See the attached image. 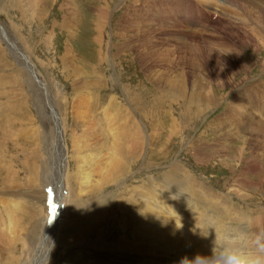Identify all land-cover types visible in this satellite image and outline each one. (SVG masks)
Instances as JSON below:
<instances>
[{
	"label": "rangeland",
	"instance_id": "obj_1",
	"mask_svg": "<svg viewBox=\"0 0 264 264\" xmlns=\"http://www.w3.org/2000/svg\"><path fill=\"white\" fill-rule=\"evenodd\" d=\"M188 1L201 6L190 24L168 0H0V264H134L132 240L166 257L179 248V217L196 233L183 256H211L215 231L195 229L206 228L201 215L227 232L264 233V129L249 136L261 124L239 112L264 102L250 89L264 91V45ZM204 15L207 28L191 24ZM222 49L237 53L225 70L214 64ZM37 75L52 106L33 100ZM258 110L248 109L264 119ZM140 210L157 226L141 225ZM50 219L55 232L41 246Z\"/></svg>",
	"mask_w": 264,
	"mask_h": 264
},
{
	"label": "bare ground",
	"instance_id": "obj_2",
	"mask_svg": "<svg viewBox=\"0 0 264 264\" xmlns=\"http://www.w3.org/2000/svg\"><path fill=\"white\" fill-rule=\"evenodd\" d=\"M212 1V0H211ZM227 2H228V5H226V8H224L223 10L221 9V11L220 10H216V6H219V7H221V6H223V3L221 2V1H218V2H215V1H213L211 4H207V0H201V4L204 6V7H206V8H209V9H211L212 11H214L213 12V14H215L216 15V17H222V18H220V19H224V18H226L225 20H226V22L228 23V24H230V26H231V24H237L238 25V28H239V26H242V27H240L239 29H241V30H243V35H244V37L246 38V39H251L253 42H254V40H256V39H260V40H262V45H264V0H227ZM167 3V2H166ZM173 3H175L176 4V6L175 7H172V5H173ZM181 4H187V5H190L191 4V2H189L188 0H168V6H166V4H163V7L165 6V7H169V8H167V9H169L172 13H179V12H182L181 10H179L180 9V7L179 6H181ZM211 5H213V6H211ZM182 7V6H181ZM165 9V8H164ZM220 12L219 14L218 13H216V12ZM215 15L213 16V18H215ZM191 17V16H190ZM186 20H187V22H188V16L187 15H185V17H184ZM192 18V17H191ZM218 18V19H219ZM219 19V20H220ZM204 20H207V18H206V15H204V19H200V17H195V21L193 22V23H191V24H193V25H200V24H202V22L204 21ZM207 22V21H206ZM189 24H190V22H188ZM178 24V21H176L175 22V24H174V26L175 25H177ZM198 27H200V26H198ZM210 29H212V28H210ZM246 29H248V31H246ZM228 30H231V29H228ZM231 33V32H230ZM233 34H235L234 32H233ZM242 34V33H241ZM5 37V36H4ZM219 38H221V37H219ZM5 39H6V37H5ZM241 40V39H240ZM100 45V44H99ZM224 46L226 47V46H230V47H232V50H237L238 51V49L235 47V46H232L231 44L230 45H228V43H226V44H224ZM251 46V45H250ZM233 47H234V49H233ZM253 48L256 50V51H258V49H259V47H258V45H253ZM253 49V50H254ZM99 50H100V47H99ZM193 50V49H192ZM212 51V50H211ZM236 51V52H237ZM18 53V55H16L17 57H18V60H20L22 63H21V66H22V68H23V71H24V73L25 72H30V66L28 65V63H29V61H28V59H27V57L23 54V52L21 51H17V49H14L12 52H11V54H13L14 56H15V54L14 53ZM229 51H226V50H224V49H222V55H221V57H220V62H214V64L215 65H218L220 68H221V70H225V68H227V67H233L231 64H230V59H229V57H234V59H236V57H237V53L236 52H231V53H233V54H231V53H228ZM259 52V51H258ZM257 52V53H258ZM239 53V52H238ZM101 54V53H100ZM207 55H210V54H207ZM63 60V59H62ZM100 61V60H99ZM196 60L194 59V62H195ZM231 62H234L233 60L231 61ZM235 63V62H234ZM242 63V65H243V61L241 62ZM30 64V63H29ZM32 67V66H31ZM20 70V69H19ZM34 71H35V69H33ZM230 71V70H229ZM82 73L83 74H85V72L84 71H82ZM34 74L36 75L37 74V72H34ZM37 77L39 78V76L37 75ZM38 80V82H39V88L38 87H36V84L35 83H29V89H31L32 87H33V100L34 101H41V100H39V99H44V100H47V103L50 105V106H52V104H53V100H50V99H48L46 96H45V92H46V90H45V87H44V85H45V83L39 78V79H37ZM95 83V82H94ZM94 83H91V84H87V85H89L91 88H93V89H95V87H93V86H95L96 85V87L97 88H99V84H96L95 83V85H94ZM74 84H75V88L74 89H77V86H76V83L74 82ZM260 84H263V83H260ZM258 85V84H257ZM46 86V85H45ZM261 86V85H260ZM263 86V85H262ZM253 88H256V90H254L253 91V93L254 94H256L257 95V92L259 93V98L260 99H262L263 97L262 96H260L261 94H264V91L263 90H259L258 88H257V86H255V87H251L250 89H253ZM35 89V90H34ZM96 90V89H95ZM38 91V92H37ZM96 91H98V90H96ZM244 91V90H243ZM44 92V93H43ZM86 92H87V96L88 95H90L89 93H90V91H87V89H86ZM240 95H243V96H248L249 95V92L247 93V94H244V93H239ZM200 96V95H199ZM213 96L211 95V100H213ZM93 99H95L96 101V104H98V105H100L99 104V101H98V96L97 97H94ZM258 100V99H257ZM264 103V102H263ZM262 102H256V104H255V108H254V105L252 106V104H250V105H244V104H241L242 106V110H240L239 112H240V117H242V116H245V118H247L246 116H248L249 118H253L255 121H257V122H259L260 124H261V126L259 127V128H257V130L259 131V132H257V131H255V132H253L252 131V134H250L249 136H251V135H258V134H262L260 131L261 130H263L264 129V119H259L260 117H258L259 115H260V113H257V114H253L252 112H249L248 111V109H256V110H260L261 112H263L264 113V104H263ZM200 106V105H199ZM237 109V108H236ZM235 108H233L232 110L233 111H237ZM141 110V109H140ZM258 110V111H259ZM225 113V112H224ZM238 113V112H237ZM53 114H55V113H53ZM259 114V115H258ZM5 116V120L6 121H8V114H7V112H5V114H4ZM124 115H125V113H124ZM226 115V114H225ZM232 116V115H231ZM251 116V117H250ZM125 117H127V115L125 116ZM224 117V116H223ZM229 117V116H228ZM239 117V118H240ZM263 118H264V115L262 116ZM132 119V118H131ZM235 119V118H234ZM243 119V118H242ZM247 120V119H246ZM249 120V119H248ZM251 120V119H250ZM4 121V120H3ZM5 121V122H6ZM225 121H227V123H228V125H230L231 126V124H233L232 123V119H230V121H228L225 117H224V119H223V121H222V124L223 125H225L223 122H225ZM252 121V120H251ZM240 122V121H239ZM241 123H242V121H241ZM244 123V122H243ZM246 123V122H245ZM13 125V124H12ZM11 125V126H12ZM247 126V125H246ZM229 127V126H228ZM244 127V126H243ZM59 128V129H58ZM140 126H138V127H136V133H137V131H138V133H140ZM247 129V128H246ZM254 129H256V128H254ZM232 130V129H231ZM249 131H250V129H248ZM229 131V130H228ZM60 132H62V127H61V124H60V121L58 120V118L56 117V132H55V142H56V144H57V142H58V144H59V139H60V136H61V133ZM250 133H251V131H250ZM12 135H14L13 133H12ZM136 136H138V135H136ZM140 137V136H139ZM260 138H262V137H264V136H262V135H260L259 136ZM258 136H257V138H259ZM4 138V137H3ZM134 138V137H133ZM136 138V137H135ZM134 138V139H135ZM223 139V138H222ZM225 139V138H224ZM136 140V139H135ZM257 140V139H256ZM135 142H138V141H135ZM247 142V141H246ZM223 143H224V141H223ZM32 169H35L34 167H30V171H33ZM50 171V169L48 168V170H47V172H49ZM58 173V172H57ZM60 176V175H59ZM168 176H170V174L168 175ZM73 178L72 179H74L75 181H77V178H76V175L74 174L73 176H72ZM170 178H171V176H170ZM55 179H59L58 178V174H56V177H55ZM68 179H69V175L66 177V180H67V182H68ZM165 179H166V176H165ZM185 180V179H184ZM167 181V180H166ZM66 182V183H67ZM172 182H174V181H172ZM180 182V181H179ZM69 184V183H68ZM76 184V183H75ZM173 184V183H172ZM67 185V184H66ZM170 185V184H169ZM186 185V184H185ZM150 187V186H149ZM76 188V187H75ZM65 189L66 190H68L69 189V187H67V186H65ZM74 189V188H73ZM73 189H72V192H73ZM173 189V188H172ZM70 192V191H69ZM153 192V191H152ZM149 193V192H148ZM147 193V194H148ZM155 193V192H154ZM147 194L145 195V197H144V200H145V198H146V196H147ZM152 194V193H151ZM70 195V194H69ZM203 195V194H202ZM151 197H152V195H151ZM203 197H204V195H203ZM207 197H212V195L211 194H208L207 195ZM147 198H149V197H147ZM211 199V198H210ZM41 200V199H40ZM200 200H205V198H200ZM146 201V203H144L145 204V207H148V208H152L153 206H155L156 207V205L154 204V201H157V200H149L148 202H147V200H145ZM206 201H208V200H206ZM213 201H214V198L212 199V202H211V204L213 203ZM183 202V203H182ZM188 201L187 200H184V199H178V198H176V197H171V198H169V201L167 202V203H170V204H175V206H186V207H188L189 206V204L187 203ZM182 203V205H180ZM214 204H215V207L217 206V202H214ZM194 205V204H193ZM174 208V207H173ZM177 208V207H176ZM156 209V208H155ZM160 209V208H159ZM162 209V208H161ZM180 209V208H179ZM141 211V210H140ZM161 211V210H160ZM164 211H167V210H164ZM173 211V210H172ZM176 211H177V209H176ZM180 211V210H179ZM146 212L147 213H149V214H151L148 210H146ZM152 212H154V210L152 211ZM178 212V211H177ZM185 212V211H184ZM188 212V211H187ZM190 212V211H189ZM158 213H156V215H157ZM172 214V213H171ZM170 214V215H171ZM190 214H191V212H190ZM143 220H140V222H141V225H146L143 221H145L148 225L150 224L151 225V227L152 226H157V221H156V217L155 216H149L150 218H151V221H150V223H149V221H148V219L146 218V214L144 213V211L142 212H140V215H139ZM158 216V215H157ZM204 216V215H203ZM236 216V215H235ZM138 218V217H137ZM140 219V218H139ZM198 219V218H197ZM227 219H229V218H227ZM201 220H202V223H203V225H205L206 226V228L204 227V229H205V231L207 232V228H208V222L205 220V218L204 217H202V215H201ZM230 220V219H229ZM245 221H247V222H250V220H249V218H246V220ZM137 222V221H136ZM159 222V221H158ZM240 222V221H239ZM139 223V222H138ZM188 223H190V222H188ZM150 225H149V227H150ZM160 225V224H159ZM199 225V224H198ZM161 226V225H160ZM200 226V225H199ZM54 228V222H53V224H50V230L48 229V231H46L45 232V234H44V238H43V240H42V242H41V246H45L47 243H48V241H49V237L51 238L52 236H53V233L55 232L54 230H53V228ZM142 227V226H141ZM184 227V226H183ZM198 227V226H197ZM202 227V226H201ZM214 227H216V226H214ZM220 227V228H219ZM219 227H216L217 229H216V232H217V235H220V234H222V233H226L227 232V230H225V228H223V225L222 226H219ZM135 228V227H134ZM143 228V227H142ZM146 228V227H145ZM155 228V227H154ZM246 228V227H245ZM138 229V228H137ZM144 229V228H143ZM148 229V228H147ZM140 230V229H139ZM144 230H146V229H144ZM194 229H192V231H193ZM137 231V230H136ZM188 231H190V229L189 230H179V234L181 235V237H179V238H174L177 242H179L180 244H179V248L178 249H176L175 250V252L176 253H171V255L170 254H166L165 256L166 257H160L158 254L160 253V252H163V249H156L154 252L151 250L152 249V247L150 248V247H148V249H147V251L148 252H153L154 254H155V256H154V258H149L147 255H145V248L144 247H141L139 244H138V242H136V241H134V240H132L133 241V243H131V245H132V247L133 248H135L137 251H138V253L136 254L135 253V255H129V256H126V258L127 259H129L130 260V262H133L134 264H180L179 263V261H174V260H178V259H182V258H184V257H187V258H189V257H196L195 255H193V254H187V252L185 251V249H184V253L185 254H187L186 256H183L182 254H181V250L183 249V246H185V247H187V246H191V245H193L194 243L191 241V239L190 238H192V237H195V235H196V233L195 234H193L191 237H189L188 236ZM209 231H211V230H208V234H209ZM221 231H223V232H221ZM137 233V232H136ZM249 233V232H248ZM253 234H258V233H256V232H254ZM130 235V234H129ZM137 235V237L139 236L138 234H136ZM143 235V234H142ZM212 234H210V235H208L207 236V239L206 240H208V242L210 241V239H212L213 241H215V233L213 234L214 235V237H212L211 236ZM140 238V237H139ZM142 238H144V236L142 237ZM196 238V237H195ZM135 239H136V237H135ZM141 240V239H140ZM146 241H147V239H145ZM145 240H142V241H145ZM152 240V239H151ZM188 241L187 243H185V244H183V242L184 241ZM201 240V239H200ZM149 241V240H148ZM153 241V240H152ZM204 241V240H203ZM202 241V242H203ZM126 242V241H125ZM127 243V242H126ZM145 243V242H144ZM211 243V242H210ZM214 243V242H213ZM149 246H151V245H149ZM206 246H207V244H206ZM208 247V246H207ZM212 247V246H211ZM168 248V247H167ZM47 249V248H46ZM45 249V250H46ZM168 249H171V248H168ZM209 249V248H208ZM151 250V251H150ZM210 250V249H209ZM210 251H212V250H210ZM209 251V252H210ZM167 252V251H166ZM193 252V251H192ZM208 252V251H207ZM208 252V253H209ZM141 253V254H140ZM183 253V254H184ZM148 254V253H147ZM211 254H212V252H211ZM200 256H202V255H200ZM125 258V256L124 257H122V259H124ZM190 259V258H189ZM168 260H172V261H168ZM158 262V261H160V262H162V261H167V262H169V263H164V262H162V263H154V262ZM191 261V260H190Z\"/></svg>",
	"mask_w": 264,
	"mask_h": 264
},
{
	"label": "clouds",
	"instance_id": "obj_3",
	"mask_svg": "<svg viewBox=\"0 0 264 264\" xmlns=\"http://www.w3.org/2000/svg\"><path fill=\"white\" fill-rule=\"evenodd\" d=\"M175 215L179 217L176 213ZM172 220L176 230L183 227L181 217L178 222ZM195 229H199L200 234L205 237L209 229L215 231L212 254L207 257L196 255L191 261L184 257L180 264H264V233L250 234L244 229H236L217 235L216 228L212 224H209L206 235L202 234L203 227L195 225Z\"/></svg>",
	"mask_w": 264,
	"mask_h": 264
},
{
	"label": "snow or ice",
	"instance_id": "obj_4",
	"mask_svg": "<svg viewBox=\"0 0 264 264\" xmlns=\"http://www.w3.org/2000/svg\"><path fill=\"white\" fill-rule=\"evenodd\" d=\"M49 194H50V191H49Z\"/></svg>",
	"mask_w": 264,
	"mask_h": 264
},
{
	"label": "water",
	"instance_id": "obj_5",
	"mask_svg": "<svg viewBox=\"0 0 264 264\" xmlns=\"http://www.w3.org/2000/svg\"><path fill=\"white\" fill-rule=\"evenodd\" d=\"M53 216V215H52Z\"/></svg>",
	"mask_w": 264,
	"mask_h": 264
}]
</instances>
